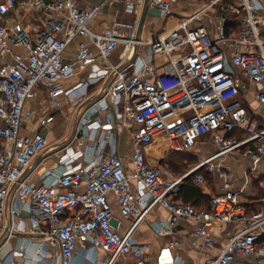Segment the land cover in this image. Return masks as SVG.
Wrapping results in <instances>:
<instances>
[{
  "label": "built area",
  "instance_id": "built-area-1",
  "mask_svg": "<svg viewBox=\"0 0 264 264\" xmlns=\"http://www.w3.org/2000/svg\"><path fill=\"white\" fill-rule=\"evenodd\" d=\"M106 1L122 3L132 11L144 3ZM179 1L149 0V4L167 17ZM190 1L198 7L174 28L144 40L120 36L113 29H90L100 5L82 8L76 0H0V239L5 244L16 233L37 238L19 239L10 252L22 255L23 264H100L75 260L82 239L90 241L93 250L108 252L102 264H112L118 257H131L134 264H176L172 249L177 239L152 258L133 236L155 205L169 213L168 222L154 227L156 233H172L180 220L193 219L201 223L194 232L203 246L215 244L206 226L235 225L219 252L204 264H264L260 241L264 197L260 209L248 212L232 189L233 173L215 162L242 147L255 166L264 157V0ZM15 10L40 11L45 25L30 37ZM11 21L16 28L7 26ZM80 35L96 52L80 43L75 58L64 61V50ZM120 45L124 50L120 62L101 67L96 58L106 61ZM13 46H22L24 53L13 52ZM84 65L90 66L87 79L107 83L81 114L75 134L61 143L58 169H45L34 181L35 166L29 168L49 144L41 131L22 129L33 115L25 103L40 85L55 105L61 96L83 98L81 83L66 89L62 82ZM250 94L255 95L257 111L246 105ZM99 110L112 113L107 122L93 117ZM45 124L47 120L41 119L40 125ZM238 127L244 133L241 138L230 135ZM123 129L130 133V168L116 151L115 132ZM204 136L210 137L215 151L170 181L145 154L154 140L181 152L192 144L188 142ZM80 138L90 145L77 148L74 143ZM43 160L44 156L36 167ZM206 172L221 181L222 189L209 195L207 207L172 199L183 177L190 176L201 186ZM261 177L264 181V167ZM110 195L129 221L123 232L118 231V223H111ZM192 244L196 246L195 241Z\"/></svg>",
  "mask_w": 264,
  "mask_h": 264
},
{
  "label": "crops",
  "instance_id": "crops-1",
  "mask_svg": "<svg viewBox=\"0 0 264 264\" xmlns=\"http://www.w3.org/2000/svg\"><path fill=\"white\" fill-rule=\"evenodd\" d=\"M78 5L82 8H88L93 5H100V10L96 16L92 19L89 24L90 29L94 32H103L108 29H113L115 33L120 36H136L137 24L139 20L142 8L136 9L134 12L128 10L122 3H109L106 0H76ZM185 4L184 11H193V9L198 7L197 3L188 0H180L174 5V8L178 7L179 4ZM150 8L146 14L142 29L139 34L140 39L148 40L159 34L162 31H169L175 27L177 20L172 18L170 15L165 17L162 16L159 10L150 5ZM173 8V9H174ZM19 10H15L14 14L17 16L16 19L19 20L20 26L25 29L30 37H34L36 32L40 31L45 25L46 17L43 13L36 10H31L29 12L22 13ZM135 15L138 17L135 21L134 27L133 22L135 20ZM264 17V10H263ZM128 20V21H126ZM9 28H16L14 21L6 23ZM132 24V25H131ZM210 25L213 26L211 23ZM168 27L166 30L165 28ZM86 43L89 49L95 53L96 49L93 45L88 43V39L84 35L77 36L72 40L63 53L64 61H71L75 58L78 51L79 44ZM13 52L24 53V48L22 46H13ZM124 54V50L120 45L116 50L110 53L106 61L101 62L97 57L96 61L101 67H106L108 65L119 63ZM1 69V65H0ZM90 72V66L84 65L76 69V73L73 77L63 80V87L68 89L78 83L82 84V97L77 94L71 96H61L58 98L59 105L53 103V98L49 92L40 85L36 95L26 101L25 106L32 110L33 115L30 119L26 120L23 124L22 129L28 132L31 131H41L49 144L46 151L41 154L40 157H36L29 171L35 166L32 174L33 180H37L39 174L45 170L58 169L59 157L61 154L60 148L61 143L72 137L76 130L78 129V124L80 121L81 114L88 108L90 104L96 99L98 92L102 87H105L107 81L103 79L89 80L87 79ZM84 83V84H83ZM251 99L246 97V105L250 110H259V105L255 99V95L250 94ZM243 98V92H241ZM112 113L106 110H99L93 117L96 118L100 123H105L109 120ZM46 119L47 124L44 126L40 125V120ZM116 140V151L120 154L126 165L130 168L129 156L131 153L130 144V133L127 130H121L115 132ZM233 136L240 138L243 135V130L237 128L232 132ZM240 136V137H238ZM65 139V140H64ZM58 140L61 142L57 143ZM91 143L83 138L78 139L74 145L77 148H82L83 145ZM90 145V144H89ZM165 143L163 140H154L151 144L146 146L145 154L147 159L152 163L162 168L163 177L165 180H173L180 177L188 169L190 165L185 163L186 169L179 173L181 170L178 169L177 172L174 170H168L164 162V151ZM159 146L163 148L159 149ZM168 149V148H167ZM215 146L212 143L209 136H204L202 138L195 139L188 149L180 153H185L186 155H191L192 157L199 156L203 158L204 156L210 155L215 151ZM245 147L238 150H233L224 155L219 156L215 159V162H220L225 165L227 170L233 173L232 189L238 193V199L240 203L244 206H253L255 204H261V199L264 197V181L261 177V170L264 167V157L260 160L258 166L252 163V159L249 155L245 154ZM151 153L149 154V152ZM170 152L171 150L168 149ZM44 156L42 164L36 167V164ZM188 166V168H187ZM188 177V176H186ZM184 177V178H186ZM183 178V179H184ZM206 181L200 188V193L204 196H189L185 193V186L182 191L178 194L172 196L173 200L183 201L184 198L193 203L196 206L204 207L206 205V200L209 198L210 194L220 193L221 181L215 179L213 174L210 172L205 173ZM261 178V179H260ZM180 183L182 182V180ZM197 186V185H196ZM182 188V187H181ZM110 200L112 201V209L114 220L116 225L118 223V231L123 232L129 221L124 218L119 212L118 206L113 201V196L110 195ZM169 213L160 205H155L150 209L146 218L143 222L139 223L133 232V236L137 242H140L146 246V251L149 256L156 258L163 247L172 239H177L178 244L172 249V254L175 257L176 264H204L208 258L219 252L220 247L225 243L226 239L230 234L233 233L235 225L232 223H212L206 226L208 234L215 240L213 247L203 246V240L201 237L197 236L194 232L200 222L193 219H183L178 222L176 227L173 229L172 233H156L154 227H159L164 222H168ZM2 229L0 228V236ZM1 238V237H0ZM20 240L33 241L36 240L35 236L30 234H18L10 236L9 240L4 244L3 238L0 239V263L3 264H23L24 257L19 254H10L12 250L16 248ZM196 242V246L192 242ZM53 251L57 252V248ZM108 252L103 249L93 250L91 248V243L88 240H78L75 260L84 259L86 263L89 261H96L100 264L108 259ZM112 264H134V260L131 257H118Z\"/></svg>",
  "mask_w": 264,
  "mask_h": 264
},
{
  "label": "trees",
  "instance_id": "trees-1",
  "mask_svg": "<svg viewBox=\"0 0 264 264\" xmlns=\"http://www.w3.org/2000/svg\"><path fill=\"white\" fill-rule=\"evenodd\" d=\"M233 25L235 26V24H233ZM230 135H233V134L230 133ZM243 136H244V133H243V135H242L241 137H243ZM238 137H240V136H238ZM241 137H240V138H241ZM181 152H183V151H181ZM188 156H189V155H186L185 153H180V152L170 151V153H169V157H167V159H166V161L164 162V164H165L166 166H168L170 169H171L170 166L176 167V168H178V169L181 168V170L179 171V173H180V172H182V171H184V170L186 169L185 161H184V160H185L186 157H188ZM178 169H177V170L171 169V170H172V171L174 170V172H177ZM168 170H169V169H168ZM184 186H185V187H184ZM181 187H182V188H181ZM183 187L185 188V193L183 194V195H185V196H186V192L188 193L189 196H204L202 193H200V192H201V191H200V188H199L198 186H196V185L191 181V177H190V176L184 178V179L182 180V182L179 184V190H178V192H177L178 194L180 193V191H182ZM177 193H176V194H177ZM182 202H190V201H188L187 199L184 198V200H183ZM207 202H208V199L206 200V205L204 206V208L208 206ZM190 203H191V202H190ZM192 204H193V203H192ZM193 205H194V204H193ZM194 206L197 207V208H200V206H196V205H194ZM201 207H202V206H201ZM260 207H261V204H255V205H253V206H251V207H249V206H247V205L245 206V208H246V210H247L248 212L257 211L258 209H260ZM260 241H261V242H264V235L261 236Z\"/></svg>",
  "mask_w": 264,
  "mask_h": 264
},
{
  "label": "rangeland",
  "instance_id": "rangeland-1",
  "mask_svg": "<svg viewBox=\"0 0 264 264\" xmlns=\"http://www.w3.org/2000/svg\"><path fill=\"white\" fill-rule=\"evenodd\" d=\"M184 7H186L185 6V4H179L178 5V7H176V8H174L173 10H172V13L170 14V16L172 17V18H175V20H177V22H178V20L179 19H182V18H184L185 16H186V12L184 11ZM196 9V8H195ZM134 12V11H133ZM135 20H134V22H133V27H134V24H135V21L137 20V16L135 15ZM126 21H128V20H126ZM132 25V24H131ZM166 30L168 29V27H166L165 28ZM248 99H251V95H249V98ZM65 140V139H64ZM194 140H191L190 142H188L187 144H190V143H192ZM59 142H61V140H58L57 141V143H59ZM161 148H163L164 149V147L163 146H159V149H161ZM168 147H167V145H165V155H164V159L163 160H165V159H167V157H169V151H168V149H167ZM242 151H244L243 149H242ZM151 153V151L149 152V154ZM188 155V154H187ZM201 160V158L199 157V156H195V157H192L191 155H189L188 157H186V159L184 160L185 161V163L186 164H188V165H190V167H192V166H194L196 163H198L199 161ZM165 165V164H164ZM171 167V169H174V170H177L178 168H176V167H173V166H170ZM166 168H168L169 170H171L168 166H166ZM187 168H188V166H187ZM261 179V178H260Z\"/></svg>",
  "mask_w": 264,
  "mask_h": 264
},
{
  "label": "water",
  "instance_id": "water-1",
  "mask_svg": "<svg viewBox=\"0 0 264 264\" xmlns=\"http://www.w3.org/2000/svg\"><path fill=\"white\" fill-rule=\"evenodd\" d=\"M149 8H150L149 0H144L143 8H142V11L140 13L138 24H137V31H136V36H135L136 39L139 38V34H140L141 29H142V26H143V23H144V20H145V17H146V14H147ZM111 223L113 225H116V221L114 219L111 220Z\"/></svg>",
  "mask_w": 264,
  "mask_h": 264
}]
</instances>
